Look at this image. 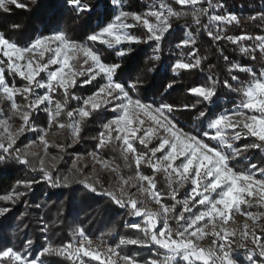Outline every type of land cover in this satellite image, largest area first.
<instances>
[{
    "label": "snow or ice",
    "instance_id": "6c2138e0",
    "mask_svg": "<svg viewBox=\"0 0 264 264\" xmlns=\"http://www.w3.org/2000/svg\"><path fill=\"white\" fill-rule=\"evenodd\" d=\"M65 2L78 15L92 10L82 0ZM31 3H36V0H31ZM171 3L190 11L176 12L165 0H152L146 6L147 11L129 13L122 10L120 0H110V4L119 11L111 23L89 35L87 41L109 49L117 48V55L120 57L128 54L120 49L125 44L155 42V51L159 52L160 42L172 30L171 18L191 15L197 30L204 31L210 40L217 43L226 40L253 61L256 60V52L264 56V36L244 34L233 37L224 34L227 26L238 24L239 21L234 14H214L224 8L223 3L217 5L213 0H171ZM8 5L28 10L20 0H0V10L7 11ZM203 5L207 6L202 7ZM201 17L207 18V23L203 26ZM251 19L256 20L257 17L253 16ZM136 27L146 32L145 39L129 35V30ZM247 41L254 42L253 46H244ZM195 44L192 33L185 30V36L176 44V48L193 50L186 60L182 59L172 65L173 75L200 67L201 59L194 48ZM221 57L228 60L223 52ZM156 59L158 57L154 56L153 60ZM120 67V64H106L89 43L73 41L63 31L38 36L25 47L11 42L0 33V101H7L12 113L22 121L19 130L13 134L9 120L0 116V162L12 155L20 165L28 164L31 153H21L15 148L17 138L26 132L39 134V144L44 146L45 155L47 154V148L52 146L45 139L49 132L33 126L31 121L35 118L34 114L47 113L49 129L53 124L60 130L67 129L75 144L79 142L83 123L93 113L107 109L117 115L102 125L96 151L90 155L102 169L114 172L118 183L112 192L98 191L87 180L83 184L96 195L108 196L118 207L128 208L131 219L142 218L140 223L129 225L141 234L139 237H121L115 246L109 245L103 251L100 245L93 246V240L82 228H74L69 242L55 246L50 241H45L44 247L35 257L30 252L33 245L30 239L23 242L22 251L13 247L2 248L0 264H45L43 258L51 256L61 257L70 264H88V261H95L96 264H140L135 257L121 251L128 246L143 249L154 246L162 250L153 252V258L145 260L144 264H240L234 259L237 248L245 250L246 264H264V212L242 211L264 209V166L249 162L243 169L238 167L247 160L244 154L248 151L264 153V68L259 74L238 64L228 68L229 73L241 72L249 77L239 88L224 82V88L237 93L241 99L234 108L218 112L215 116L210 115V108L207 111L200 110L196 116L202 122L200 131H185L178 126L171 114L175 111H193L194 108L185 106L177 109L167 104L145 103L133 95L137 83L125 85L116 82L115 75ZM6 73L7 76L23 81L24 86L17 88L14 84L10 85ZM41 74L46 79H41ZM84 77L86 79L77 85V81ZM98 79H102L104 83L92 96L81 98L72 94L71 89L92 85ZM231 80L240 83L235 75L231 76ZM208 82V87H194L188 93L200 98L205 107L214 103L213 97L216 95L217 81L209 76ZM173 87V84H168L166 90ZM57 91L63 96L62 102L53 99ZM17 96L23 97V106L17 104ZM70 102H76L78 106L67 110ZM62 114L67 117L66 123L58 122ZM249 139L255 142L239 146L241 141ZM154 140L158 143L150 148L149 145ZM117 144L124 166L135 167V175L127 179L121 176L118 166L107 160L102 161L98 155L109 145ZM136 144L147 152H138ZM27 147L31 148L32 145ZM141 166L151 169L154 175H144L140 170ZM73 167H76L75 163ZM52 170H55L54 166ZM39 171L43 173V180L49 186H62L59 179H54L46 171L43 159L40 161ZM161 173L168 189L166 194L157 190L155 174ZM62 183L67 187L68 177H64ZM18 187L29 188L31 185L20 184ZM129 188H135L140 198L133 199L134 194H129ZM185 188L188 191L181 196V190ZM24 195V192H13L0 196V201L5 204L14 203ZM143 197H147V200ZM166 200L172 201L171 206L164 202ZM149 204L158 206L159 210L153 211ZM7 211L8 209L0 211V216ZM237 215L245 217L251 225L245 223L239 227H229L230 224L235 226ZM173 224L175 227L171 226ZM42 230L46 233L48 229L42 227ZM113 234L114 232L105 233L107 236ZM206 237L212 238L211 247L200 246V241ZM100 243L103 244L104 241L101 240ZM246 244H250L252 248L246 249Z\"/></svg>",
    "mask_w": 264,
    "mask_h": 264
},
{
    "label": "trees",
    "instance_id": "16d2710c",
    "mask_svg": "<svg viewBox=\"0 0 264 264\" xmlns=\"http://www.w3.org/2000/svg\"><path fill=\"white\" fill-rule=\"evenodd\" d=\"M121 1L123 11L129 13L145 11L139 0ZM20 2L25 4L28 10L17 9L12 5L7 6V11L0 10V33L4 34L7 39L25 47L38 36H48L63 31L73 41L89 43V46L100 54L106 64H120L121 67L115 75L116 82L125 85L137 83L133 95L138 96L145 103L167 104L177 109H183L185 106L194 108L193 111H175L171 114L178 126H181L185 131H200L202 122L196 119L200 110L207 111L210 108V115L215 116L218 112L234 108L241 99L237 93L224 88V82L227 81L233 87L239 88L241 84L249 80V77L246 73H229L228 68L238 64L252 69L257 74L264 68V56L261 53L256 52V60L253 61L249 56L242 55L237 46L228 44L226 40L219 43L210 40L204 31L197 30L191 15H183L179 19L171 18L172 30L160 42L163 50L162 58L153 60L150 45L155 42L125 45L120 49L128 54L120 57L117 55L119 49L112 50L104 45L87 41L89 35L99 32L111 23L119 11L110 4V0H82V3L92 10L79 15L74 8L68 6L65 0H36V3H31V0H20ZM165 2L170 4L176 12L190 11L171 3V0H165ZM213 3L224 4V8L219 12L220 15L223 12H228V14H234L239 21L238 24L233 23L227 26L225 35L233 37L244 34L264 35V0H213ZM253 16L257 19L252 20ZM206 23L207 18L201 17V26ZM185 27L196 40L194 46L201 59V65L191 71H180L178 75H173L172 65L181 60L180 53L175 46L184 38ZM133 32L141 40L146 38V32L140 27L134 28ZM253 43L247 41L244 42V46L251 47ZM182 49L189 53L192 51V48ZM221 52L228 57L227 61L221 57ZM232 75H235L240 83L233 82ZM209 76L217 81L216 95L213 97L214 103L205 107L200 98L188 93L189 89L194 87H208ZM7 79L10 85L14 84L20 88L24 86V82L16 77L7 76ZM82 82L83 80H78L77 85ZM102 83L98 79L92 85L77 86L71 89V92L81 98H87L92 96ZM168 84H173L174 87L166 90ZM54 100L63 101V96L59 91L54 96ZM16 102L21 106L25 104L21 96L16 97ZM77 106L76 102H70L67 110H72ZM0 109L3 111L5 119L13 124L21 125V119L12 113L7 101H0ZM114 115L115 113L107 109L93 113L81 127L79 142L73 144L71 134L67 129L60 130L55 124L49 129L47 113L34 114L33 125L54 134V138H47L48 144L52 146L47 148V155L27 147L31 142H35L39 147L44 146L39 144L38 133L29 134L26 132L17 138L15 148L19 149L21 153L24 151L31 153L28 156V164L20 165L12 155L0 162V196H7L13 192L26 193L14 203L5 204L0 201V211L8 209L5 215L0 216V249L13 247L22 251L23 242L30 239L33 241L30 252L32 257H35L44 247L45 241H50L55 246L69 242L71 240L70 233L74 228H82L91 239L100 242L103 240V244L108 246H115L121 237L136 238L141 235L129 227L131 224L140 223L141 220L136 223L130 222L128 208L118 207L108 196L96 195L85 188L83 184L87 180L98 191L112 192L115 190L117 182L112 176L101 172L90 162L78 158L80 154H90L96 151L97 138L102 130V125ZM58 122L66 123L67 117L62 114ZM254 142L251 139L243 140L239 146ZM156 144L155 142L149 147H154ZM61 148L64 150L61 151ZM137 151L147 152L140 145L137 146ZM100 153L113 161L125 177L135 175L134 166L131 168L124 166L118 144L109 145ZM244 155L247 156V160L240 163L239 168H245L249 162L264 166V153L248 151ZM41 159H43L46 171L50 172L54 179H59L62 186L52 187L43 180V173L39 171ZM74 163L76 167H73ZM129 163H131V158ZM53 166L55 167L54 171L52 170ZM140 170L146 176L154 175L151 169L143 166ZM155 175L157 190L166 194L168 189L163 174ZM64 177L69 179L67 187H64L62 183ZM36 181L40 182L36 183ZM20 184H30L31 187H18ZM184 194L185 190H181V196ZM164 202L169 206L172 204L170 200ZM242 211L257 212L260 209H242ZM171 226L175 227L174 224ZM42 227L48 229L46 233ZM108 232H114V234L105 235ZM121 251L128 256L135 257L140 264H144L145 260L153 258V252L162 250H158L154 246L147 249L128 246ZM236 254L234 259L240 264H246V257ZM43 259L45 264H70L56 256ZM88 264H96V262L88 261Z\"/></svg>",
    "mask_w": 264,
    "mask_h": 264
},
{
    "label": "rangeland",
    "instance_id": "374dc122",
    "mask_svg": "<svg viewBox=\"0 0 264 264\" xmlns=\"http://www.w3.org/2000/svg\"><path fill=\"white\" fill-rule=\"evenodd\" d=\"M120 2L122 3V1L120 0ZM139 2L142 4V6L145 8V11H147V5L149 4V3H151L152 2V0H139ZM170 5V4H169ZM171 6V5H170ZM144 11V12H145ZM220 12V11H219ZM219 12L218 13H214V14H219ZM210 14H212V12L210 13ZM222 15H225V14H228V12H223V13H221ZM220 15V14H219ZM128 23H133L132 21H128ZM133 30H134V28L133 29H130L129 30V35H131V36H134V37H136L137 39H140L139 37H137V36H135V33L133 32ZM185 30H187V28L185 27ZM189 31V30H188ZM261 36H264V35H261ZM35 40V39H34ZM33 40V41H34ZM141 40V39H140ZM32 41V42H33ZM76 42H78V41H76ZM80 43V42H79ZM83 44V43H82ZM125 45H135V44H125ZM125 45H121L120 46V48H122L123 46H125ZM20 47H23V46H20ZM150 47H151V51H152V54H153V57L154 56H156V57H158V59H156V60H161V58H162V55H163V50H162V48H161V46H160V51L159 52H156L155 51V49H156V47H157V45H156V43H154L153 45H150ZM175 48H176V46H175ZM112 50L114 49H117V48H111ZM177 49V48H176ZM197 50V49H196ZM118 51V50H117ZM183 53L184 54H186V51H184L183 50ZM187 53H189V52H187ZM197 55H198V52H197ZM183 58H181V60H182ZM50 71L51 70H53V69H49ZM41 79H46V77L44 76V74H41V77H40ZM84 79H86V77H84V78H81V80H84ZM103 83H104V81L102 80V79H100ZM102 83V84H103ZM17 88H20V87H17ZM43 90H41V92H42ZM39 94V93H38ZM53 99H54V97H53ZM18 104V103H17ZM109 107H111V105H109ZM226 111V110H225ZM117 115V113H115V115H114V117ZM0 116H2L3 117V111L0 109ZM113 117V118H114ZM4 118V117H3ZM113 118H111V119H113ZM143 118V117H142ZM5 119V118H4ZM110 119V120H111ZM31 123H32V121H31ZM33 124V123H32ZM147 124H148V122H147V120H146V123H145V127H147ZM10 125H11V131H12V133L13 134H15L18 130H19V127H20V125H16V124H13V123H11L10 122ZM34 126V125H33ZM0 132H2V130H0ZM27 133H29V134H31L32 132H27ZM47 138H50V139H52V138H54V134L53 133H50L49 132V134H48V136L45 138L46 139V141H47ZM158 143L157 141H153V143ZM48 143V142H47ZM152 143V144H153ZM31 145H32V147H31V149H35L36 151H40V152H43V154L45 155V149H44V147H39L35 142H31L30 143ZM75 144H77V143H75ZM151 144V145H152ZM139 144H136L135 145V147H136V149H137V146H138ZM151 145H149V146H151ZM95 152V151H94ZM91 153H93V152H91ZM90 153V154H91ZM47 154H48V152H47ZM46 154V155H47ZM90 154H80L79 156H78V158H80L81 160H86V161H88V162H90L93 166H95V167H97V168H99V170L101 171V172H104V173H106V174H108V175H110V176H112L115 180H116V182L118 183V181H117V178H116V174L114 173V172H112L110 169H102L101 168V166H100V164L99 163H96V162H94V160L92 159V156L90 155ZM143 154V153H142ZM98 155L100 156V158H101V160L102 161H104V160H107V161H109L111 164H113L114 166H117L113 161H111V160H109V159H107L106 157H104L100 152L98 153ZM120 174H121V176H123L125 179H127L128 177H125L124 175H123V173H122V171L120 170ZM161 174H163V173H161ZM145 187H146V185H145ZM190 187V186H189ZM183 190H185V194H186V192L188 191V188H185V189H183ZM128 192H129V194L130 195H133V199H137V198H140V194L136 191V189L135 188H129L128 189ZM145 200H147V197H143ZM149 207L150 208H152V210L153 211H158L159 209H158V206H156V205H154V204H149ZM197 211H199V209H197ZM260 211L261 212H264V209H260ZM142 218H137V219H131L130 218V222H134V223H136V222H138L139 220H141ZM235 221H236V224H235V226H233V225H229V227H239V226H241V225H243V224H245V223H248L249 225H251V222L250 221H247L246 219H245V217H243V216H240V215H237V216H235ZM93 240V246L95 247L96 245H100V247H101V250L103 251V250H105L106 249V247L108 246V245H106V244H101L100 243V241L99 240H94V239H92ZM200 246L201 247H204V248H207V247H211L212 246V238L211 237H206L204 240H202V241H200ZM245 248L246 249H251L252 248V246L250 245V244H246L245 245ZM238 254V255H240V256H244V257H246V252H245V250L244 249H239V248H237L236 250H235V252H234V256H235V254ZM236 254V255H237Z\"/></svg>",
    "mask_w": 264,
    "mask_h": 264
},
{
    "label": "built area",
    "instance_id": "2783aa9c",
    "mask_svg": "<svg viewBox=\"0 0 264 264\" xmlns=\"http://www.w3.org/2000/svg\"><path fill=\"white\" fill-rule=\"evenodd\" d=\"M170 6V5H169ZM170 7H172V6H170ZM173 8V7H172ZM173 10H174V8H173ZM213 14V13H212ZM188 30V29H187ZM194 48H195V50H196V47L194 46ZM193 50V49H192ZM178 51H179V53H180V58H183V59H185L186 60V58L189 56V54L190 53H187L186 52V54H184L183 53V49H178ZM192 59H195V57H193Z\"/></svg>",
    "mask_w": 264,
    "mask_h": 264
}]
</instances>
